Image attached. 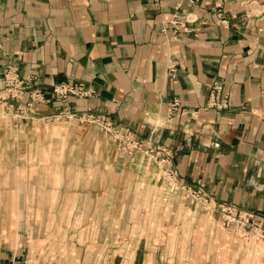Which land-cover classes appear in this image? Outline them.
Instances as JSON below:
<instances>
[{
    "label": "crops",
    "instance_id": "obj_1",
    "mask_svg": "<svg viewBox=\"0 0 264 264\" xmlns=\"http://www.w3.org/2000/svg\"><path fill=\"white\" fill-rule=\"evenodd\" d=\"M178 1L192 32L164 35ZM6 66L44 92L90 95L68 99L72 120L44 121L61 107L49 96L22 99L27 119L0 115V264H264V239L225 229L218 211L254 212L264 230V0H0V87ZM216 82L222 111L205 109ZM174 98L198 115L169 121ZM86 114L167 147L208 202Z\"/></svg>",
    "mask_w": 264,
    "mask_h": 264
},
{
    "label": "built area",
    "instance_id": "obj_2",
    "mask_svg": "<svg viewBox=\"0 0 264 264\" xmlns=\"http://www.w3.org/2000/svg\"><path fill=\"white\" fill-rule=\"evenodd\" d=\"M154 5H160L163 0H147ZM225 1V0H216ZM190 7H197V0H188ZM184 2L178 1L175 7V13L169 23L165 24L162 30L164 35H172L177 37L180 34H188L191 31L189 24L193 23L195 19L192 13H182ZM221 11L219 16H221ZM168 72L172 77L177 75V67L175 63L170 60L168 63ZM36 76L27 78L20 77L19 73L12 67L6 66L3 75V87H0V115L4 117L14 110L19 111L22 119H27L23 105L27 109H31L36 103H47L50 99H55L60 103L58 113L44 118L46 123H51L60 119L72 120L73 115L68 109V99L75 97H88L90 92L87 91L83 84H72L69 82H62L54 85L53 88L44 92L38 88H33V83ZM28 96V101L24 104L22 99ZM49 96V98H48ZM18 104V105H16ZM23 104V105H22ZM230 107V99L223 95V86L216 82L213 84L205 109H215L222 111ZM199 111H190L183 107L182 101L179 98H174L169 103L168 120L174 121L181 117L195 118ZM81 122H87L98 125L101 129L109 133L117 144L118 151L124 155L133 156L137 152L144 151L150 158L154 159L161 169V178L167 183L180 188L188 198L194 201L208 202V198L204 195V187L200 185L199 188L183 184L180 181L177 170L173 165V153L167 147L154 146L150 141H146L138 137V135L130 130H122L113 124L106 117L96 115H83L80 118ZM218 211L221 213L223 226L225 229L234 231L237 235L243 236L247 233H254L256 239H264V230L261 222L258 220L254 212L247 211L232 204L219 205Z\"/></svg>",
    "mask_w": 264,
    "mask_h": 264
}]
</instances>
